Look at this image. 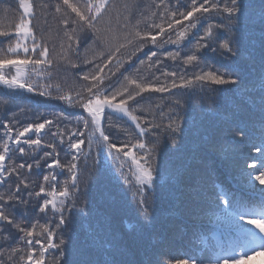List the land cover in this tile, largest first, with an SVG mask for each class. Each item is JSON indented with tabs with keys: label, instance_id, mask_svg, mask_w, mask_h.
I'll list each match as a JSON object with an SVG mask.
<instances>
[{
	"label": "trees",
	"instance_id": "1",
	"mask_svg": "<svg viewBox=\"0 0 264 264\" xmlns=\"http://www.w3.org/2000/svg\"><path fill=\"white\" fill-rule=\"evenodd\" d=\"M25 1L31 35L21 42L18 25L26 18L20 0H0V62L40 59L22 70L51 96L0 85V154L5 144L10 149L0 180V215L6 217L0 219V264H217L226 258H210V240L219 248L222 234L235 241L232 230L247 225L236 200L264 196V185L253 178L264 168V156L255 151L264 150V0H235L233 6L231 0H106L99 10V0H68L96 17L84 25L85 36L64 0ZM65 18L77 24L65 28ZM73 28L69 41L66 32ZM33 36L48 56L32 50ZM142 40V51L129 58ZM223 43L229 47L221 48ZM74 63L80 67L71 68ZM85 73L103 78L97 87L107 89L114 104L126 101L122 106L132 121L105 111L100 122L120 148L119 159L115 148L111 157L102 143L83 155L95 131L73 99L94 83L81 78ZM16 74L15 67L0 68L5 80ZM161 87L167 90H154ZM87 95L85 90L80 100L87 102ZM37 123H45L42 133L25 134L17 145L18 134ZM98 136L96 131L93 138ZM26 137L41 143L29 147ZM81 139L73 176L76 150L70 144ZM140 143L144 150L136 147ZM145 151L154 157L150 187L137 183L133 163L135 157L143 164ZM254 160L259 163L250 168ZM54 161L57 166L49 168Z\"/></svg>",
	"mask_w": 264,
	"mask_h": 264
},
{
	"label": "snow or ice",
	"instance_id": "2",
	"mask_svg": "<svg viewBox=\"0 0 264 264\" xmlns=\"http://www.w3.org/2000/svg\"><path fill=\"white\" fill-rule=\"evenodd\" d=\"M65 4H68V0H64ZM232 2V6L235 4V0H231ZM20 6L23 8L24 12L26 15H30V11H29V6L27 3H25V0H20ZM68 7L72 9L73 12L76 13L77 17L79 18V21L82 22L80 24V31L84 33V36L87 35V30L84 28V25H92V22L96 19V17L94 16H86L85 14H83L81 11H78L77 7L68 4ZM97 7V6H94ZM59 11V9H57ZM97 10L98 7H97ZM236 9L234 7L232 8H228L226 9V11L229 12H233ZM193 11H200V9H196L195 7L193 8ZM204 11H207V9H204ZM193 12H188L187 13V17H192ZM186 17V18H187ZM63 24L65 26V28H68L70 25L73 24H77L76 20H72L69 18H65L63 20ZM18 29H19V33L21 35L24 36H28L31 35V33L28 32V24L27 22L21 23L20 25H18ZM76 34V29H72V34H68L66 32L67 38L69 41H71L73 39V35ZM180 37L184 36V33L181 32ZM78 39H81V37H78ZM151 41L153 44H156V38L153 36L151 38ZM169 41H165V43H168ZM172 43H176V41H170ZM147 43V40H142L139 42V46L134 48V51L130 54L129 58H131L132 55H135L136 52L138 51H142L144 45ZM32 44H33V51H38L39 52V56L40 57H46L48 56L49 50L47 47L43 46L42 41L38 42L35 38V36H33L32 38ZM21 46L18 44L17 48L19 49ZM221 48H225L227 49L229 47V45L227 43H223L220 45ZM43 49V50H41ZM25 53H27L29 51V49L27 48V46H24L22 49ZM76 51H78V47L75 49ZM120 50L117 49V53ZM155 55V54H153ZM111 59V56H109V60ZM191 59V58H190ZM42 61L40 59H23V60H10V61H3L0 62V68H4L6 66H12L15 67L17 70V74L16 77H14L12 80H5L3 76H0V81H3V83L7 84L9 87H15L18 89H24L27 90L29 92H35V94L37 95H41V96H51L50 92H45L44 90H42V86L38 83H34V82H29L31 80V76L29 73L22 71L23 68H26L27 65L31 64L33 66L40 64ZM49 64L52 63L51 60L47 61ZM80 65L78 64H72L71 68H79ZM103 69H101L102 71ZM113 75H115V73H113ZM84 81H88L89 79H91L94 83H92L91 85H85L84 88L77 93L76 97L73 98L74 100H76V106H80L82 107L92 118V125L94 126L95 131L90 132L88 134V146H89V151L87 153H83V155L85 156V158L91 156V151L93 146H95V148H97L98 144H104V146L107 148L109 154L111 157H113V149L115 148V156L114 159H119L120 157V148L116 147L114 144L109 142V138L108 136L105 135V133L103 131L100 130V116L104 113L105 108H116V109H120L121 111H123L121 105L123 103H126V101L123 100V98H121V104H113V99L115 98L114 96H109L107 89H102L97 87V85L99 83L102 82V77L98 78L95 75H92L91 77L89 76V74L85 73L82 75L81 77ZM158 79V78H157ZM197 79H201V77H197ZM208 79H211L213 83L215 84H224V83H228L229 81L224 80L223 78L220 77H208ZM234 82V81H231ZM48 87H51L50 85ZM173 88H176L177 85L175 83H173L172 85ZM93 89H95V91H93ZM87 91L88 95H87V102H83L82 100H80V97H83L84 95V91ZM146 89L141 88L140 91H145ZM156 91H160V92H164L167 89L166 88H157L154 89ZM57 91H59V89H57ZM127 91V90H126ZM101 95L104 96L103 99L99 98ZM97 97L95 99H93V97ZM60 100H68V102L71 104L73 103V99H69L66 96H58L57 97ZM128 99L132 100L134 99V96L132 95L131 92H128ZM133 120H135V117H133ZM46 123H51V121H46ZM85 127H88V121L85 120L84 121ZM45 128V123H37L35 125H29L28 127H25L23 129L22 132H20L17 136V145H20L21 141H20V137H25V134L28 133H36V134H41L42 130ZM98 131L99 132V136L95 137V139L93 138L95 136V132ZM143 131V130H142ZM175 131V129H174ZM75 135V133H73ZM81 136H83V133H81ZM24 144L29 145V147H31L32 145H37L39 146L41 141L40 139H31L29 137H26L23 140ZM83 143V140L81 139L78 143H71L70 146L72 149L76 150V153L73 155V161L74 163L72 164V166L69 168V171L72 172L73 176L76 175L75 169L77 168V164L75 163V161H79L80 159V154L83 152V150L80 148V144ZM136 147H138L141 150L145 149V144L144 143H140L138 145H136ZM8 151H10V149L8 148V145L5 144V154H0V161L4 160L5 155L8 153ZM19 151L21 154H24L25 149L19 148ZM255 151L259 154V156H264V150H262L259 147L255 148ZM125 156H132L131 151H127L124 153ZM145 157L143 159V164H140L139 162H137V160L135 159V157H133V163L136 165L137 169L139 170V174L137 175V183L140 185H148L150 187L151 185V181L153 179V162H154V157L152 155V153L150 151H145ZM259 163V161L254 160L252 165H249L250 168H256L257 164ZM57 166V162L54 161L52 164L49 165V168L52 167H56ZM20 167H24L23 164L20 165ZM29 169H31V165H28ZM259 174H256L253 176V178L255 179V181H259L260 185H264V168H261L260 171L258 172ZM3 176V171H2V166H0V177ZM45 179H47V177H45ZM2 182V181H0ZM73 187H76V182L73 181ZM17 191H19V189H17ZM139 192L141 193V195H143L144 189L143 187H141L139 189ZM62 195H66V193H62ZM0 199H2V197H0ZM61 203H63V201H61ZM141 203H143V201H141ZM0 219H6V217L0 215ZM243 223L247 224V225H251L256 231H258V233L260 234L259 238L262 241V250L261 251H254L252 255H248L247 253H234L232 258H224L222 260H219L217 262V264H246L247 260H251L254 259L256 256H264V218H257V217H241L240 218ZM61 224L64 223V220L61 219L60 221ZM29 235H31V233H29ZM254 238V239H256ZM61 243H63V241H61ZM177 264H190V262L187 259L184 260H180L177 262ZM191 264H196V261H192Z\"/></svg>",
	"mask_w": 264,
	"mask_h": 264
},
{
	"label": "rangeland",
	"instance_id": "3",
	"mask_svg": "<svg viewBox=\"0 0 264 264\" xmlns=\"http://www.w3.org/2000/svg\"><path fill=\"white\" fill-rule=\"evenodd\" d=\"M105 2H106V0H99L98 2H96L95 6H97L98 9H100ZM25 3H27L28 6H29V3L27 1H25ZM97 7H94V8L97 9ZM21 9H22V11H23V13H24V15L26 17V21L25 22H27V24H29L28 17L30 15H26L22 7H21ZM29 11H30V7H29ZM28 32L30 33L29 25H28ZM18 37H19V40L21 42H24V41H27L30 38V35L24 36V35H21L20 33H18ZM22 71H25L26 72L25 69L22 70ZM0 85L4 86L7 89L19 90L18 88H15V87H9L7 84L3 83V81L0 82ZM121 107H122L123 111H121L120 109L107 108V107L105 108V111L110 112V113H114V114H116L118 116L124 117V118L129 119V120L132 121L131 117L129 116V113L127 112L126 107H124L122 105H121ZM88 116L90 117L91 122H92L91 116L89 114H88ZM101 119H102V115L100 116V122H101ZM2 164H3L2 161H0V166H2ZM234 167H236V169L241 168V166H239L237 164H234ZM138 174H139V170H138ZM0 180H1V177H0ZM259 235L260 234L258 233L256 237H259ZM255 241H256V243H255V245L252 246V250H254V251H261L262 250L261 240L259 238H256ZM261 262L262 261H260V258H254V261H249V264H262Z\"/></svg>",
	"mask_w": 264,
	"mask_h": 264
}]
</instances>
